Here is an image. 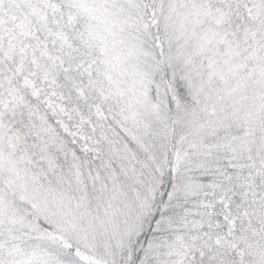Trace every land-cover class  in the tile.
Listing matches in <instances>:
<instances>
[{"label":"snow or ice","instance_id":"obj_1","mask_svg":"<svg viewBox=\"0 0 264 264\" xmlns=\"http://www.w3.org/2000/svg\"><path fill=\"white\" fill-rule=\"evenodd\" d=\"M0 264H264V0H0Z\"/></svg>","mask_w":264,"mask_h":264}]
</instances>
